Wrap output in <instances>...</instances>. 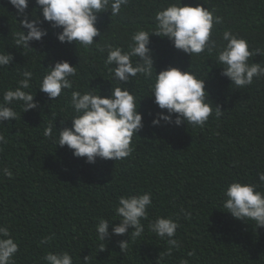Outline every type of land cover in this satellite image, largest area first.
Returning a JSON list of instances; mask_svg holds the SVG:
<instances>
[{
	"label": "trees",
	"instance_id": "obj_1",
	"mask_svg": "<svg viewBox=\"0 0 264 264\" xmlns=\"http://www.w3.org/2000/svg\"><path fill=\"white\" fill-rule=\"evenodd\" d=\"M173 2L129 0L116 16L110 10L99 13L96 27L101 35L93 38L96 42L89 48L60 43L55 36L60 29L44 22L41 26L47 35L29 42L30 49L15 46L20 17L8 0H0V52L13 55L12 64L0 67V98L4 90L16 87L27 70L33 73L28 91L37 102L36 109L27 111L12 105L16 120L0 123V134L7 140L0 150V169L12 172L10 178L0 172V225L18 243L15 264H44L43 256L49 251L69 252L74 264L86 255L91 257L89 264H180L183 259L189 264H264V226L233 218L222 203V190L230 182H254L257 173L264 172V78L237 89L214 63L215 50L191 58L167 37L150 34L156 73L168 66L184 71L191 65V71L204 78L213 112L202 127L163 121L153 126V117L166 110L159 109L149 95L153 81L137 76L123 85L135 95L143 122L132 138L129 157L88 163L43 134L49 124L54 132L55 127L71 126L72 91L107 96L111 86H121L112 79L111 66L104 63L107 51L98 49L111 44L127 51L131 35L154 29L155 13ZM181 3L200 4L222 18L221 24L213 26L212 38L218 45L223 31L230 30L244 38L250 50H264V0ZM33 8L39 15L35 0H29L25 11ZM132 59L135 63L137 58ZM251 59L250 63L264 64V55ZM58 60L75 65L77 75L71 78V89L50 101L39 90V81L45 68ZM144 192L152 194L148 218L142 221L144 233L133 237L129 229L128 236L111 234L112 223L119 219L114 210L119 198ZM157 216L172 217L179 224L174 237L179 247H173L171 255L166 240L148 230L149 221ZM101 218L112 221L104 242L95 231ZM126 239L128 248L123 252L118 241ZM103 243L104 249H98Z\"/></svg>",
	"mask_w": 264,
	"mask_h": 264
},
{
	"label": "clouds",
	"instance_id": "obj_2",
	"mask_svg": "<svg viewBox=\"0 0 264 264\" xmlns=\"http://www.w3.org/2000/svg\"><path fill=\"white\" fill-rule=\"evenodd\" d=\"M20 17V30L14 33L16 47L30 48L29 42L41 41L47 35V29L41 25L47 22L55 32L60 43L79 45L89 48L96 41L94 37L101 35L96 27L97 15L110 10L111 16L120 13L129 0H35L39 15L26 12L29 0H8ZM31 17V18H29ZM42 17V19H41ZM155 28L152 30H137L131 35V43L125 51L119 46L105 44L100 52L107 51L104 63L110 67L112 79L121 86L113 88L110 94L102 96L99 92L78 91L71 93L70 106L73 110L71 126L57 128L53 124L44 128V136L51 138L55 145L67 146L74 157H83L88 163H94L97 158L103 160L121 161L129 157L133 151L132 138L143 128L142 114L138 111L135 95L123 85L130 78L143 76L153 82L150 84V94L159 109L151 124L159 126L161 121L167 124L191 125L202 127L212 115L213 105L208 101L204 78H198L191 65L181 71L177 67L168 66L158 73L154 70L151 54L150 34L167 37L173 47L187 53L191 58L207 50H215V64L222 69L221 74L231 81L237 89H242L253 83L254 78H264V64L252 61V57L264 55V50H250L248 42L235 35L230 30L221 34V44L212 38L214 24H221L222 18L214 15V10L196 4H182L175 0L155 13ZM35 50V49H34ZM132 58H137L133 63ZM13 55L10 52H0V67L12 64ZM39 81V90L47 95L50 101L57 99L65 89L73 87L72 77L77 75L75 65L66 60L55 61L48 66ZM22 79L16 87L3 91L0 98V123L16 120L17 114L12 105L19 104L23 111L37 108L34 93L28 91L32 87L31 71H23ZM154 77V79H153ZM216 115L221 110L216 106ZM63 123V120H61ZM7 140L0 134V150ZM3 176L11 177L12 172L3 167ZM223 209L233 218L245 222H253L256 226H264V172L257 173L254 182L235 180L222 190ZM152 205V194H134L121 196L115 206V215L119 218L112 223L111 234L123 236L129 233L140 237L145 231L143 220L148 218V209ZM181 211H183L181 209ZM112 222V221H111ZM107 219L101 218L95 226L100 241L109 236ZM148 230L157 237L166 240L169 245L167 254L171 255L173 247H179L176 236L179 224L172 217L157 216L149 221ZM51 240L52 237H45ZM127 240L118 241L121 251L128 248ZM104 243L98 248L104 249ZM19 252L18 243L11 236L6 226L0 225V264H15L14 256ZM188 255H192L189 253ZM91 257L86 255L79 264H89ZM44 264H74L73 257L67 251L47 252L43 256ZM180 264H189L187 259Z\"/></svg>",
	"mask_w": 264,
	"mask_h": 264
}]
</instances>
